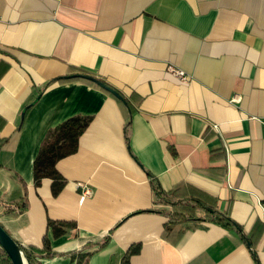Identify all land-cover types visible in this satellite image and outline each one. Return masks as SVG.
Wrapping results in <instances>:
<instances>
[{"label": "crops", "instance_id": "crops-1", "mask_svg": "<svg viewBox=\"0 0 264 264\" xmlns=\"http://www.w3.org/2000/svg\"><path fill=\"white\" fill-rule=\"evenodd\" d=\"M0 224L41 264H264V0H0Z\"/></svg>", "mask_w": 264, "mask_h": 264}, {"label": "trees", "instance_id": "trees-1", "mask_svg": "<svg viewBox=\"0 0 264 264\" xmlns=\"http://www.w3.org/2000/svg\"><path fill=\"white\" fill-rule=\"evenodd\" d=\"M82 76H75L65 78V80L81 78ZM83 78V77H82ZM90 119L72 118L61 125L55 130L51 131L47 136V139L42 145L41 151L38 154L34 163V179L35 185L39 186L44 178L53 180L54 194H58L65 184L63 177L56 169V164L62 158L70 156L77 152L79 137L86 130ZM157 196L161 201H166L167 197H172L170 194L157 191ZM168 203V200L166 201ZM179 213L173 214L169 225L178 224L180 222ZM71 224L65 222H53L49 221L48 227L51 228L55 237L61 236L64 232L57 227L69 226ZM228 226V225H226ZM21 246V245H20ZM22 250L28 259L30 264H41L39 258L54 257L55 252L52 251L50 241L45 237L43 241V248L38 250L36 248H24ZM134 250H130L122 260V264H130L131 255L134 254ZM0 264H12V261L0 246Z\"/></svg>", "mask_w": 264, "mask_h": 264}, {"label": "water", "instance_id": "water-1", "mask_svg": "<svg viewBox=\"0 0 264 264\" xmlns=\"http://www.w3.org/2000/svg\"><path fill=\"white\" fill-rule=\"evenodd\" d=\"M105 87V86H104ZM109 92L113 93L118 99L122 97L109 87H105ZM0 246L8 255L12 264H30L26 258L21 246L5 231L0 224Z\"/></svg>", "mask_w": 264, "mask_h": 264}, {"label": "built area", "instance_id": "built-area-1", "mask_svg": "<svg viewBox=\"0 0 264 264\" xmlns=\"http://www.w3.org/2000/svg\"><path fill=\"white\" fill-rule=\"evenodd\" d=\"M169 71L172 75H174L177 79H179L182 82H189L190 81V77L182 70L170 68ZM91 195H92V193H91L90 189L87 187H83L82 196L86 198V197H90Z\"/></svg>", "mask_w": 264, "mask_h": 264}]
</instances>
